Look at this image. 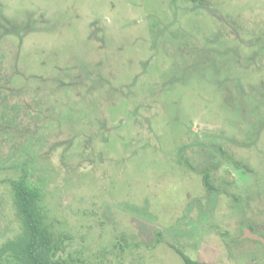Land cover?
Instances as JSON below:
<instances>
[{
	"label": "rangeland",
	"instance_id": "1",
	"mask_svg": "<svg viewBox=\"0 0 264 264\" xmlns=\"http://www.w3.org/2000/svg\"><path fill=\"white\" fill-rule=\"evenodd\" d=\"M0 86V247L27 173L70 264H264V0H0Z\"/></svg>",
	"mask_w": 264,
	"mask_h": 264
},
{
	"label": "trees",
	"instance_id": "2",
	"mask_svg": "<svg viewBox=\"0 0 264 264\" xmlns=\"http://www.w3.org/2000/svg\"><path fill=\"white\" fill-rule=\"evenodd\" d=\"M3 109V100H0V117L6 120ZM10 111L16 113L17 105ZM203 178L205 187L213 190L211 173L206 171ZM7 181L12 191L13 207L20 231L0 247V264H70L63 257L68 235L57 231L49 221L43 205L42 189L30 180L27 173L11 177ZM251 231L258 233L253 226ZM175 249L183 257V264H201L182 250Z\"/></svg>",
	"mask_w": 264,
	"mask_h": 264
},
{
	"label": "water",
	"instance_id": "3",
	"mask_svg": "<svg viewBox=\"0 0 264 264\" xmlns=\"http://www.w3.org/2000/svg\"><path fill=\"white\" fill-rule=\"evenodd\" d=\"M245 236L248 238L257 239V240L261 241L262 243H264V236H262L261 234H258V233H254L251 230H249L248 228H245Z\"/></svg>",
	"mask_w": 264,
	"mask_h": 264
}]
</instances>
